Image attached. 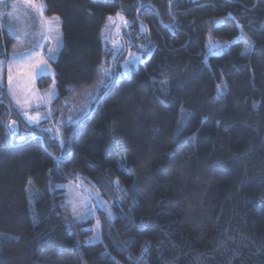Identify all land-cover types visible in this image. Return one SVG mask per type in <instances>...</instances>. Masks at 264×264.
I'll use <instances>...</instances> for the list:
<instances>
[{
    "label": "trees",
    "instance_id": "1",
    "mask_svg": "<svg viewBox=\"0 0 264 264\" xmlns=\"http://www.w3.org/2000/svg\"><path fill=\"white\" fill-rule=\"evenodd\" d=\"M42 1L62 45L36 87L88 111L59 143L0 85V264H264V0ZM17 46L0 25V60ZM79 180L111 207L98 243L66 205Z\"/></svg>",
    "mask_w": 264,
    "mask_h": 264
},
{
    "label": "rangeland",
    "instance_id": "2",
    "mask_svg": "<svg viewBox=\"0 0 264 264\" xmlns=\"http://www.w3.org/2000/svg\"><path fill=\"white\" fill-rule=\"evenodd\" d=\"M41 5L43 6L42 13ZM44 10L45 4L42 0H0V25L18 43L15 51L7 58L0 60V62H3V66L0 68V85L6 84L7 93L12 103L20 109L28 124L36 127L40 134H47L62 143L63 127L81 119L87 113L88 107L83 106L80 110L71 108L61 113H55L50 107L56 97L54 83L52 82L44 89L36 87L38 77L44 75L54 77V70L50 61L57 58L62 45L60 18L58 16H46ZM119 16L127 22L123 15L119 14ZM111 17L112 20L108 19L106 21L102 31L104 46L109 45L112 54L108 61L113 60V54L115 53L116 56L122 45L124 47L120 34L121 32L127 33L129 28V23L122 22L117 14ZM53 18H58V21L49 24L48 21H52ZM127 41L132 43L129 36H127ZM37 43L42 47L33 48ZM135 44L140 46L138 42ZM49 49L53 50L51 54H49ZM138 49L141 50L140 47ZM29 51L33 52L34 55H38V58L43 61L40 65L43 71L36 70L31 75H26L25 72L30 71V69L25 64H18L13 69L15 76L13 81L14 99L9 94L8 66L10 57L14 53L24 54ZM142 55L140 52L128 50L125 59L120 62L118 73H115L113 69L112 80L119 81L121 78H128L131 70L143 61ZM103 72L106 77L110 73L109 67L104 66ZM17 99L20 101L19 104L16 103ZM25 112L40 119L29 121L24 115ZM63 187L66 191V205L70 213L79 221L92 220L90 242H101L100 212H105L104 215L108 219L112 218L110 204L82 180L68 182Z\"/></svg>",
    "mask_w": 264,
    "mask_h": 264
},
{
    "label": "snow or ice",
    "instance_id": "3",
    "mask_svg": "<svg viewBox=\"0 0 264 264\" xmlns=\"http://www.w3.org/2000/svg\"><path fill=\"white\" fill-rule=\"evenodd\" d=\"M42 11H43V6L41 5V13H42ZM117 16L122 22L127 23L126 21H123V18L120 17L119 14H117ZM108 19L111 21L112 17H109ZM54 21H58V18H53V20L48 21V23L51 24ZM35 47H42V45L37 43L33 46V48H35ZM52 51H53L52 49H49V54H51ZM113 56L115 59V53L113 54ZM42 63H43V61L38 58V55H34L33 52H31V51L24 53V54L14 53L10 57V62H9V66H8L9 94L12 95L14 99H15V91L13 89V81L15 79V76L13 74V69L16 68L18 66V64H25L27 66V68L30 69V71L25 72V74L31 75V73L35 72L36 70H39L41 72L43 71V69L40 68V65ZM2 66H3V62H0V68H2ZM218 88H219V86H218ZM16 103L19 104L20 101L17 99ZM24 115L27 117V119L29 121L40 119L39 117H33L31 115H28L27 112H25Z\"/></svg>",
    "mask_w": 264,
    "mask_h": 264
},
{
    "label": "water",
    "instance_id": "4",
    "mask_svg": "<svg viewBox=\"0 0 264 264\" xmlns=\"http://www.w3.org/2000/svg\"><path fill=\"white\" fill-rule=\"evenodd\" d=\"M125 50V49H124Z\"/></svg>",
    "mask_w": 264,
    "mask_h": 264
}]
</instances>
